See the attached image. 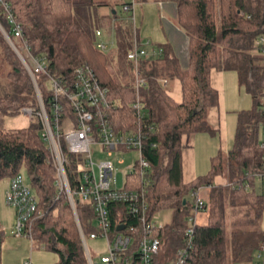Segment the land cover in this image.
Here are the masks:
<instances>
[{"label":"trees","instance_id":"obj_1","mask_svg":"<svg viewBox=\"0 0 264 264\" xmlns=\"http://www.w3.org/2000/svg\"><path fill=\"white\" fill-rule=\"evenodd\" d=\"M141 1L146 0H135ZM155 1L174 5L177 26L187 38L188 60L183 65L170 42L157 47L159 55L140 60L138 71L145 84L138 91L144 111L139 125L131 109L137 91L134 65L127 59L134 31L129 14L122 11L126 2H0V183L26 173L39 214L32 239L57 254L56 264H89L82 236L87 249V240L99 239H90L97 233L90 203L74 199L75 215L68 197L59 190L53 158L42 138L40 103L50 118L51 82L59 81L71 91L75 72L81 67L90 68L108 90L114 131L140 128L145 134L143 155L149 169L144 178L127 174L124 187L146 189L151 217L165 209L174 211V222L154 233L167 255L163 262L158 256L156 263L168 264L176 251L185 250L183 264H244L264 245V55L255 47L264 38V0ZM9 14L13 22L8 20ZM16 27L20 37L14 35ZM103 37L109 44L107 51L97 48ZM114 45L115 50L111 49ZM31 59H44L45 72L32 77L27 69L32 68ZM213 69L234 72L238 85L251 97L252 107L238 113L234 143L227 154L211 159L206 176L183 184L181 152L186 142L199 133L215 134L207 121L209 111L218 106V93L210 84ZM174 79L181 83V104L166 95L164 82ZM23 109H31L32 120L24 128L7 130L6 118L22 116ZM63 150L64 170L73 191L79 183V157L69 154L64 144ZM218 176L227 177L230 187H214ZM203 187L211 188L208 223L194 226L187 247L184 230L195 210L189 195ZM109 207L110 236L120 234L124 227L139 226L136 218L122 216L121 206ZM3 241L0 225V263ZM135 244L134 240L128 252L132 258L136 257Z\"/></svg>","mask_w":264,"mask_h":264},{"label":"built area","instance_id":"obj_2","mask_svg":"<svg viewBox=\"0 0 264 264\" xmlns=\"http://www.w3.org/2000/svg\"><path fill=\"white\" fill-rule=\"evenodd\" d=\"M134 4L135 0H129L122 6V11L129 14L134 31L133 46L127 54V59L134 65L137 96L135 103L131 105V109L136 125H139L144 116V111L138 91L144 86L145 81L140 77L138 66L142 58L157 56L161 53V50L148 51L146 47L149 42L143 44L139 42L132 13ZM8 20L13 22L12 14L8 15ZM14 35L15 37L21 36L19 27L15 28ZM96 35L101 36L100 32H97ZM255 47L264 55L263 37L256 41ZM13 48L21 57L17 49ZM97 48L101 51H107L109 44L99 41ZM31 61L32 68L30 69L27 66V69L32 77L35 74L45 72L46 62L44 59H31ZM51 88L54 95L50 118L45 112L43 104L40 103V115L44 128L42 138L48 144L53 158L57 186L68 197L74 214L76 215L74 199L87 201L91 205L97 233L91 234L90 239L100 238L106 242L107 254L100 258V264H158L156 259L160 255L162 244L154 233L162 225H158L154 221L155 216L151 217L148 214L146 189H126L124 181L122 186L118 187L113 163L110 160L96 162L93 159V148H97L100 154L108 158L116 152H134L137 155V160L128 174L137 173L144 178L149 169V163L143 155L145 134L140 128L124 133L114 131L108 114L112 106L108 100V90L99 84L93 71L88 67H81L76 70L71 91L62 87L59 81L51 82ZM38 98L40 100L39 95ZM22 113L31 115L30 119L33 117L31 109H23ZM63 144L69 154L79 157L76 165V171L79 173V183L73 191L69 189L64 170L66 157ZM261 148L264 149V142L261 143ZM189 197L194 203L195 210L194 216L188 219L190 225L184 230L187 247L190 246L192 241L193 228L196 225V214L208 210V203L200 198L199 191L190 193ZM5 205L15 211V221L10 231L11 235L25 237L33 241V226L39 218L37 199L23 174H18L10 179L5 192ZM110 205L121 206L123 208L122 216L136 218L139 226L128 229L124 227V231L120 234L110 236ZM118 217V221H120V216ZM134 240L136 241L137 252L136 257L132 258L131 255H128V252ZM82 241L89 264H95L90 258L83 236ZM185 254V250L176 251L174 258L168 264H183L186 258ZM259 254L264 257V245L260 247Z\"/></svg>","mask_w":264,"mask_h":264},{"label":"crops","instance_id":"obj_3","mask_svg":"<svg viewBox=\"0 0 264 264\" xmlns=\"http://www.w3.org/2000/svg\"><path fill=\"white\" fill-rule=\"evenodd\" d=\"M149 3H154V5L161 6L163 8L162 3H159L155 0H146L135 2L132 13L135 19L137 38L139 42L142 44L144 42H149V45L146 47V49L148 51H157L158 46L164 45L168 42L173 44V41L170 40L169 36L166 34L163 26L161 25L160 11L157 13L158 22L154 21L156 28L153 24L147 26L146 16L148 15L149 17L153 15L152 6H149ZM102 41H106L105 37L102 38ZM108 41H111V39ZM110 44H112V42H110ZM151 45L154 48H150L149 46ZM225 72L231 71L213 69L210 72L211 87L218 93V106L212 108L209 111L207 121L210 127L215 131V134L199 133L191 136L187 142L185 139L183 140V143H187V146H184L181 152L183 184H189L195 181L197 178L206 176L210 171L211 159L218 154L226 155L233 146L238 122V113L242 110H232L233 113L236 114V127L234 136L231 138L229 136V126L227 124V114L229 112L225 107L226 102L224 99ZM164 85L166 89V95L176 104H181L182 90L180 81L174 79L166 81ZM9 181L10 180H6L0 183V194L2 193L3 195L2 200L4 206H6L5 192L9 186ZM213 185L214 187H230L227 177L222 176L215 177L213 180ZM210 189V187H203L199 190L200 198L205 200L207 203L209 202ZM208 217L209 213L207 211L197 213L195 216V224L198 226H205L208 223ZM14 221L15 211L12 208L7 207L4 212L0 214V225L2 227V231L4 232L0 264H56L58 261V256L53 251L37 243L35 244V241H31L25 237H14L11 235L10 231ZM263 222L264 213L262 226ZM160 254L161 255L159 256L162 257L161 261H165L167 255H163V250H161ZM244 264H264V257L260 256L259 250H257L254 253L252 260L249 263Z\"/></svg>","mask_w":264,"mask_h":264},{"label":"rangeland","instance_id":"obj_4","mask_svg":"<svg viewBox=\"0 0 264 264\" xmlns=\"http://www.w3.org/2000/svg\"><path fill=\"white\" fill-rule=\"evenodd\" d=\"M123 1L127 2L129 0H123ZM150 5L152 6L153 9V15L149 17L148 15L146 16L147 26L153 24L154 27L156 28V24L154 23V21L155 22L157 21L158 18L157 13L158 11H160L161 25L163 26L170 40L173 41L175 52L180 57L182 64L185 65L188 60L187 38L177 26L174 5L162 4L163 8L161 6L154 5V3H149V6ZM138 28H139V24H138ZM111 49L115 50V45ZM224 99L226 102L225 107L229 112L227 114L229 136L232 138L234 136L235 127H236V114L233 113L232 110H249L252 107L251 97L245 92L244 88L238 85L237 77L233 72H225ZM30 116L31 115L26 113L25 115L23 114L22 116L17 118H6L5 128L7 130H17L24 128L28 125L29 121L32 120L30 119ZM93 159L96 162L102 160H110L113 163L115 169V178H116L117 186L121 187L123 181L125 180L126 177L125 175L130 173L134 162L137 160V155L134 152H116L113 154L112 157L108 158L105 155L100 154L97 148H93ZM22 174L24 178L27 179L26 173L24 171L22 172ZM0 197H1L0 214H2L7 207L4 206L3 204L2 193L0 194ZM154 221L158 225H171L173 223V211L170 209H165L158 212L154 217ZM262 229H264V222ZM36 243L37 241L35 240V244ZM87 246L90 251L93 263L100 264V258L107 254L105 240L100 238L97 240H87Z\"/></svg>","mask_w":264,"mask_h":264},{"label":"water","instance_id":"obj_5","mask_svg":"<svg viewBox=\"0 0 264 264\" xmlns=\"http://www.w3.org/2000/svg\"><path fill=\"white\" fill-rule=\"evenodd\" d=\"M185 202V201H184Z\"/></svg>","mask_w":264,"mask_h":264}]
</instances>
